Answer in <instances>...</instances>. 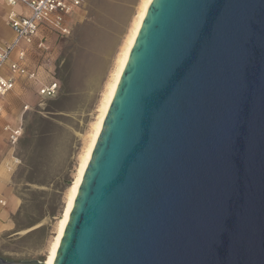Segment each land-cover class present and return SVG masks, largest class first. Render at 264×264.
I'll use <instances>...</instances> for the list:
<instances>
[{
    "label": "water",
    "instance_id": "obj_1",
    "mask_svg": "<svg viewBox=\"0 0 264 264\" xmlns=\"http://www.w3.org/2000/svg\"><path fill=\"white\" fill-rule=\"evenodd\" d=\"M52 264H264V0H151Z\"/></svg>",
    "mask_w": 264,
    "mask_h": 264
},
{
    "label": "rangeland",
    "instance_id": "obj_2",
    "mask_svg": "<svg viewBox=\"0 0 264 264\" xmlns=\"http://www.w3.org/2000/svg\"><path fill=\"white\" fill-rule=\"evenodd\" d=\"M139 4L87 0L72 18L68 35L49 33L48 54L35 46L27 52L26 64L37 70L42 82L52 76L60 80L57 96L42 97L38 82L16 75V87L0 98V165L11 175L9 185L20 201L11 215L1 214L8 204L0 203V256L46 261L69 185ZM35 115L48 121H37ZM8 124L22 125L16 145L8 140Z\"/></svg>",
    "mask_w": 264,
    "mask_h": 264
},
{
    "label": "built area",
    "instance_id": "obj_3",
    "mask_svg": "<svg viewBox=\"0 0 264 264\" xmlns=\"http://www.w3.org/2000/svg\"><path fill=\"white\" fill-rule=\"evenodd\" d=\"M87 0H6L10 8L8 23L13 30L12 41L4 46L0 41V98L7 95L16 84V75L24 76L39 83L38 93L45 98L57 96L61 82L56 76L48 82H42L36 69H29L26 60L29 47L35 46L43 54H48L49 33L61 36L71 31V20L80 11ZM22 6L23 12L15 10ZM3 106L0 104V112ZM8 140L16 145L22 134V125H6ZM19 162V159H17ZM5 205V200L0 199Z\"/></svg>",
    "mask_w": 264,
    "mask_h": 264
},
{
    "label": "bare ground",
    "instance_id": "obj_4",
    "mask_svg": "<svg viewBox=\"0 0 264 264\" xmlns=\"http://www.w3.org/2000/svg\"><path fill=\"white\" fill-rule=\"evenodd\" d=\"M150 3H151V0H140L138 12L136 13L131 23L130 31L127 34L124 40V43L122 45V48L117 55L115 69L111 75V79H109L110 81L108 82L106 86L104 96L102 97V101H101L100 108H99V116L97 117V120L93 124V128H92V132L90 135L88 145L80 158V162H79L80 164L78 165L75 176L69 185L68 192H67L66 205L58 220L57 232L51 244L45 264H52L54 261L57 248L60 244L64 229L67 225L69 215L73 207L80 183L82 181L86 167L91 158L95 143L98 139L99 133L103 126L104 119L106 117V114L109 109L110 103L112 101L113 95L115 93L116 87L122 76L125 63L134 45L139 28L145 18V15L147 13Z\"/></svg>",
    "mask_w": 264,
    "mask_h": 264
},
{
    "label": "crops",
    "instance_id": "obj_5",
    "mask_svg": "<svg viewBox=\"0 0 264 264\" xmlns=\"http://www.w3.org/2000/svg\"><path fill=\"white\" fill-rule=\"evenodd\" d=\"M15 10L21 13L24 11V8L19 5L15 8ZM9 12L10 8L7 6L6 0H0V41L3 46L12 41L14 36L13 30L8 23ZM72 18H70L71 21ZM4 172L5 171L3 169V166L0 165V199H3L2 197H5L6 204H8V207L3 212H1V214L11 215L12 213H15L19 208L20 201L14 194L13 187L9 185L11 175L7 172Z\"/></svg>",
    "mask_w": 264,
    "mask_h": 264
},
{
    "label": "trees",
    "instance_id": "obj_6",
    "mask_svg": "<svg viewBox=\"0 0 264 264\" xmlns=\"http://www.w3.org/2000/svg\"><path fill=\"white\" fill-rule=\"evenodd\" d=\"M54 100H51V102H53ZM35 119L37 120V121H48V119L47 118H45V117H42V116H40V115H35ZM16 224L17 225H19V223L16 221Z\"/></svg>",
    "mask_w": 264,
    "mask_h": 264
}]
</instances>
